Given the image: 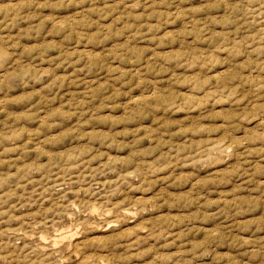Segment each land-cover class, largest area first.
Returning a JSON list of instances; mask_svg holds the SVG:
<instances>
[{
    "label": "rangeland",
    "instance_id": "obj_1",
    "mask_svg": "<svg viewBox=\"0 0 264 264\" xmlns=\"http://www.w3.org/2000/svg\"><path fill=\"white\" fill-rule=\"evenodd\" d=\"M0 264H264V0H0Z\"/></svg>",
    "mask_w": 264,
    "mask_h": 264
},
{
    "label": "bare ground",
    "instance_id": "obj_2",
    "mask_svg": "<svg viewBox=\"0 0 264 264\" xmlns=\"http://www.w3.org/2000/svg\"><path fill=\"white\" fill-rule=\"evenodd\" d=\"M68 234V233H67Z\"/></svg>",
    "mask_w": 264,
    "mask_h": 264
}]
</instances>
